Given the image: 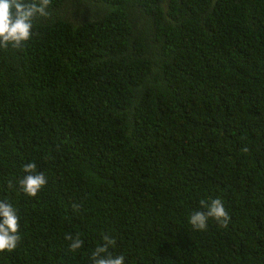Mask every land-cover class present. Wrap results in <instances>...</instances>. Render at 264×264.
Instances as JSON below:
<instances>
[{"label":"trees","instance_id":"16d2710c","mask_svg":"<svg viewBox=\"0 0 264 264\" xmlns=\"http://www.w3.org/2000/svg\"><path fill=\"white\" fill-rule=\"evenodd\" d=\"M48 11L0 49V200L21 237L0 264H92L105 234L125 264H264V0ZM29 162L47 178L35 197ZM214 199L228 226L194 229Z\"/></svg>","mask_w":264,"mask_h":264},{"label":"clouds","instance_id":"9594fccd","mask_svg":"<svg viewBox=\"0 0 264 264\" xmlns=\"http://www.w3.org/2000/svg\"><path fill=\"white\" fill-rule=\"evenodd\" d=\"M51 4L52 0H0V49L22 48L32 38L34 22L51 15L48 11ZM243 151L247 152L248 149L244 148ZM22 171L25 175L18 181L20 190L30 197L37 196L47 184L46 176L37 171L34 162L24 164ZM12 186V181H9L8 187ZM201 204L206 211H195L189 218L194 229L205 230L209 218L217 221L221 227L228 226L230 216L220 199H214L210 204L201 201ZM0 218V253L12 252L21 239L20 218L17 209L6 199L0 200ZM65 239L70 242L69 250L72 252L81 249L84 243L79 234L75 237L68 234ZM102 239L103 243L98 244L91 253L92 264H125L124 256H114L109 250L115 246V239L106 234Z\"/></svg>","mask_w":264,"mask_h":264}]
</instances>
